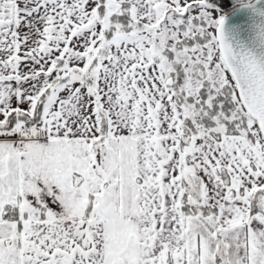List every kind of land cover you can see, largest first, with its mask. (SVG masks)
<instances>
[{
  "label": "snow or ice",
  "instance_id": "1",
  "mask_svg": "<svg viewBox=\"0 0 264 264\" xmlns=\"http://www.w3.org/2000/svg\"><path fill=\"white\" fill-rule=\"evenodd\" d=\"M0 264H264V0H0Z\"/></svg>",
  "mask_w": 264,
  "mask_h": 264
}]
</instances>
